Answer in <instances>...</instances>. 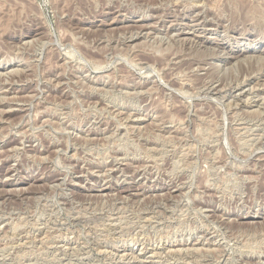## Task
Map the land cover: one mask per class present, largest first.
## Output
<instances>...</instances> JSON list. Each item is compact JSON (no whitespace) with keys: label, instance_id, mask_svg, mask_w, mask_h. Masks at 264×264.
<instances>
[{"label":"rangeland","instance_id":"374dc122","mask_svg":"<svg viewBox=\"0 0 264 264\" xmlns=\"http://www.w3.org/2000/svg\"><path fill=\"white\" fill-rule=\"evenodd\" d=\"M263 55L264 0H0V264H264Z\"/></svg>","mask_w":264,"mask_h":264},{"label":"bare ground","instance_id":"6f19581e","mask_svg":"<svg viewBox=\"0 0 264 264\" xmlns=\"http://www.w3.org/2000/svg\"><path fill=\"white\" fill-rule=\"evenodd\" d=\"M177 1V0H176ZM108 2V1H107ZM107 5V4H106ZM152 7V6H151ZM159 7V6H158ZM155 8V7H154ZM209 10V9H208ZM112 13V12H111ZM207 15V14H206ZM214 15V14H213ZM153 16V15H152ZM163 16V15H162ZM137 17V16H136ZM141 18V17H140ZM211 22V21H210ZM183 23V22H182ZM148 24V23H147ZM185 25V24H184ZM147 27V26H146ZM181 30V29H180ZM204 30V29H203ZM127 31V30H126ZM134 31V30H133ZM131 32V31H130ZM188 32V31H187ZM135 33V32H134ZM137 33H138V31H137ZM149 33V32H148ZM197 33V32H196ZM125 34V33H124ZM146 34V33H145ZM177 34H179V33H177ZM170 35V34H169ZM173 35V34H172ZM123 36V35H122ZM125 36V35H124ZM146 36V35H145ZM152 36V35H151ZM147 37V36H146ZM125 38V37H124ZM168 38H169V36H168ZM184 38H186V36L184 37ZM100 39V38H99ZM147 39V38H146ZM129 40H130V38H129ZM179 40V39H178ZM197 40V39H196ZM25 41V40H24ZM175 41V40H174ZM180 41V40H179ZM183 41V40H182ZM29 42V41H28ZM180 43V42H179ZM22 44V43H21ZM133 44V43H132ZM140 44V43H139ZM204 45V44H203ZM20 46V45H19ZM183 46V45H182ZM187 46V45H186ZM190 46V45H189ZM133 48H134V46H132ZM138 47V46H137ZM201 47V46H200ZM210 47V46H209ZM216 48V47H215ZM219 48V47H218ZM132 49V48H131ZM214 49V48H213ZM17 50V49H16ZM224 50V49H223ZM245 50V49H244ZM196 51V50H195ZM209 51V50H208ZM138 52V51H137ZM204 52H205V50H204ZM203 52V53H204ZM246 52V51H245ZM198 53V52H197ZM212 53V52H211ZM220 54V53H219ZM244 54V52H242V53H237V57H241L242 55ZM227 55V54H226ZM247 55V54H246ZM250 55V54H249ZM258 55H260V54H258ZM201 56H202V54H201ZM260 56H262V55H260ZM264 56V55H263ZM243 57V56H242ZM259 57V56H258ZM263 58V57H262ZM5 59V58H4ZM261 59V58H260ZM64 60V59H63ZM66 60V59H65ZM206 60V59H205ZM251 60V59H250ZM148 61V60H147ZM235 61V60H234ZM255 61V60H254ZM259 61V60H258ZM263 61V60H262ZM264 62V61H263ZM174 63V62H173ZM178 63V62H177ZM199 63V62H198ZM147 64V63H146ZM235 64H236V62H235ZM227 65V64H226ZM5 66V65H4ZM149 66V65H148ZM198 66V65H197ZM201 66V65H200ZM228 66V65H227ZM233 67V66H232ZM231 67V68H232ZM23 68V67H22ZM19 70V69H18ZM191 70V69H190ZM194 70V69H193ZM235 70V69H234ZM4 71V70H3ZM235 77V76H234ZM244 77V76H243ZM13 79V78H12ZM19 80V79H18ZM4 81H6V80H4ZM211 82H213V81H211ZM237 82V81H236ZM143 83V82H142ZM205 83V82H204ZM261 83V82H260ZM217 84H218V82H217ZM240 84V83H239ZM207 85V84H206ZM4 86V85H3ZM157 86V85H156ZM212 86V85H211ZM256 86V85H255ZM158 87V86H157ZM161 87V86H160ZM224 87V86H223ZM242 88V87H241ZM5 89V88H4ZM217 91V90H216ZM139 92V91H138ZM214 92V91H213ZM221 93V92H220ZM244 94V93H243ZM4 95V94H3ZM242 95V94H241ZM251 95V94H250ZM260 95V94H259ZM211 96V95H210ZM264 96V95H263ZM262 97V96H261ZM231 98V97H230ZM238 98V97H237ZM263 98V97H262ZM234 99V98H233ZM232 99V100H233ZM242 99V98H241ZM253 99V98H252ZM221 100V99H220ZM264 100V99H263ZM234 101V100H233ZM231 103V102H230ZM237 103H239V102H237ZM236 103V104H237ZM248 103V102H247ZM27 104V103H26ZM238 105V104H237ZM236 106V105H235ZM260 106V105H259ZM118 107V106H117ZM11 108V107H10ZM21 108V107H20ZM231 108V107H230ZM257 108V107H256ZM261 107H259V109H260ZM263 108H264V106H263ZM6 109V108H5ZM240 109V108H239ZM258 109V108H257ZM257 109H256V111H257ZM238 110V109H237ZM255 110V109H254ZM3 111H4V109H3ZM121 112V111H120ZM239 112V111H238ZM237 112V113H238ZM249 113V112H248ZM114 115V114H113ZM133 116V115H132ZM250 116V115H249ZM249 116H247L248 118H249ZM99 117V116H98ZM141 117V116H140ZM125 118V117H124ZM252 118V117H251ZM136 119V118H135ZM264 119V118H263ZM259 120V119H258ZM157 122V121H156ZM236 122V121H235ZM252 122V121H251ZM250 122V123H251ZM164 123V122H163ZM261 123V122H260ZM259 123V124H260ZM263 123V122H262ZM254 124V123H253ZM95 126V125H94ZM126 126V125H125ZM263 126V125H262ZM143 127V126H142ZM243 127V126H242ZM102 129V128H101ZM115 129V128H114ZM254 129V128H253ZM84 130V129H83ZM86 132V131H85ZM86 134V133H85ZM264 135V134H263ZM78 136V135H77ZM76 139H77V137H76ZM92 139V138H91ZM74 141V140H73ZM84 141V140H83ZM87 142V141H86ZM80 143V142H79ZM97 143V142H96ZM97 145V144H96ZM84 147V146H83ZM69 148V147H68ZM147 148V147H146ZM82 149V148H81ZM155 149V148H154ZM115 153V152H114ZM107 156V155H106ZM109 156V155H108ZM77 157V156H76ZM73 158V157H72ZM128 158V157H127ZM134 159V158H133ZM92 160V159H91ZM102 160V159H101ZM83 163V162H82ZM145 164V163H144ZM131 165V164H130ZM217 165V164H216ZM81 166V165H80ZM139 166V165H138ZM220 166V165H219ZM256 167V166H255ZM136 168V167H135ZM254 168V167H253ZM261 169V168H260ZM8 171V170H7ZM241 171V170H240ZM86 174V173H85ZM69 175V174H68ZM74 175V174H73ZM7 177V176H6ZM10 177V176H9ZM139 177V176H138ZM204 177V176H203ZM113 178V177H112ZM6 179V178H5ZM120 179V178H119ZM219 179V178H218ZM216 180V179H215ZM208 181V180H207ZM219 182H221V181H219ZM143 183V182H142ZM53 184V183H52ZM75 184V183H74ZM79 184V183H78ZM56 186H58V185H56ZM4 188V187H3ZM209 188V187H208ZM11 189V188H10ZM113 189V188H112ZM190 190V189H189ZM188 190V191H189ZM20 191V190H19ZM106 192V191H105ZM104 192V193H105ZM132 192V191H131ZM89 193V192H88ZM160 193V192H159ZM110 194V193H109ZM148 194V193H147ZM157 194V193H156ZM184 194V193H183ZM186 194V193H185ZM36 195V194H35ZM181 195V194H180ZM191 195V194H190ZM29 196V195H28ZM145 196H147L146 194H145ZM110 197V196H109ZM194 197H195V195H194ZM165 198H167V197H165ZM18 199V198H17ZM104 199V198H103ZM143 199V198H142ZM151 199V198H150ZM181 199V198H180ZM189 199V198H188ZM187 199V200H188ZM38 200H39V198H38ZM102 200V199H101ZM140 200V199H139ZM138 200V201H139ZM176 200V199H175ZM24 201V200H23ZM115 201V200H114ZM120 201V200H119ZM125 201V200H124ZM132 201V200H131ZM137 201V202H138ZM151 201V200H150ZM160 201V200H159ZM158 201V202H159ZM189 201V200H188ZM212 201V200H211ZM34 202V201H33ZM53 202V201H52ZM117 202V201H116ZM36 203H37V201H36ZM139 203V202H138ZM120 204V203H119ZM128 204V203H127ZM153 204V203H152ZM179 204V203H178ZM138 205V204H137ZM51 206V205H50ZM73 206H75V205H73ZM118 206V205H117ZM171 206V205H170ZM111 208V207H110ZM146 208V207H145ZM67 209V208H66ZM72 209V208H71ZM97 209H98V207H97ZM101 209V208H100ZM106 209V208H105ZM118 209V208H117ZM125 209V208H124ZM164 209V208H163ZM189 209V208H188ZM84 210V209H83ZM111 210V209H110ZM155 210V209H154ZM153 210V211H154ZM157 210V209H156ZM179 210V209H178ZM10 211V210H9ZM55 211V210H54ZM67 211V210H66ZM74 211H76V210H74ZM125 211V210H124ZM231 211V210H230ZM14 212V211H13ZM21 212V211H20ZM136 212V211H135ZM183 212V211H182ZM194 212V211H193ZM196 212V211H195ZM194 212V213H195ZM49 213V212H48ZM67 213V212H66ZM112 213V212H111ZM122 213V212H121ZM157 213V212H156ZM155 213V214H156ZM159 213V212H158ZM180 213V212H179ZM203 213V212H202ZM127 214V213H126ZM128 214H129V212H128ZM131 214V213H130ZM136 214V213H135ZM184 214H185V212H184ZM10 215V214H9ZM30 215V214H29ZM78 215V214H77ZM80 215V214H79ZM84 215V214H83ZM87 215V214H86ZM103 215V214H102ZM122 215V214H121ZM133 215V214H132ZM24 216V215H23ZM26 216V215H25ZM71 216H73V215H71ZM119 216V215H118ZM127 216V215H126ZM140 216H142V215H140ZM168 216V215H167ZM187 216V215H186ZM264 216V215H263ZM6 217V216H5ZM13 217V216H12ZM79 217V216H78ZM99 217V216H98ZM154 217V216H153ZM156 217V216H155ZM24 218H26V217H24ZM73 218V217H72ZM89 218V217H88ZM108 218H109V216H108ZM144 218V217H143ZM197 218V217H196ZM8 219V218H7ZM20 219V218H19ZM22 219H23V217H22ZM57 219V218H56ZM100 219V218H99ZM111 219V218H110ZM169 219H171V218H169ZM180 219V218H179ZM3 220V219H2ZM26 220V219H25ZM49 220V219H48ZM51 220V219H50ZM88 220V219H87ZM93 220V219H92ZM97 220V219H96ZM142 220V219H141ZM172 220V219H171ZM196 220V219H195ZM71 221V220H70ZM99 221V220H98ZM155 221V220H154ZM160 221V220H159ZM217 221V220H216ZM244 221V220H243ZM17 222V221H16ZM29 222V221H28ZM36 222V221H35ZM62 222V221H61ZM72 222V221H71ZM93 222V221H92ZM142 222V221H141ZM15 223V222H14ZM20 223V222H19ZM46 223V222H45ZM53 223V222H52ZM75 223V222H74ZM83 223V222H82ZM113 223V222H112ZM134 223V222H133ZM165 223V222H164ZM163 223V224H164ZM36 224V223H35ZM123 224V223H122ZM142 224V223H141ZM153 224V223H152ZM183 224V223H182ZM17 225V224H16ZM25 225V224H24ZM24 225H22V226H24ZM27 225V224H26ZM64 225V224H63ZM66 225V224H65ZM119 225V224H118ZM13 226V225H12ZM11 226V227H12ZM15 226V225H14ZM21 226V225H20ZM20 226H18V228L20 227ZM31 226V225H30ZM33 226V225H32ZM36 226V225H35ZM133 226V225H132ZM204 226V225H203ZM212 226V225H211ZM255 226V225H254ZM16 228H17V226H15ZM14 227V228H15ZM34 227V226H33ZM38 227V226H37ZM138 227V226H137ZM21 228V227H20ZM107 228V227H106ZM128 228V227H127ZM130 228V227H129ZM150 228V227H149ZM248 228V227H247ZM255 228V227H254ZM45 229V228H44ZM103 229V228H102ZM159 229V228H158ZM164 229V228H163ZM207 229V228H206ZM7 230H9V229H7ZM15 230V229H14ZM37 230V229H36ZM73 230V229H72ZM97 230V229H96ZM145 230V229H144ZM156 230V229H155ZM226 230V229H225ZM12 231V230H11ZM31 231V230H30ZM46 231V230H45ZM59 231V230H58ZM101 231V230H100ZM111 231V230H110ZM116 231V230H115ZM122 231V230H121ZM220 231V230H219ZM235 231V230H234ZM124 232V231H123ZM211 232V231H210ZM244 232V231H243ZM249 232V231H248ZM58 233V232H57ZM62 233V232H61ZM79 233V232H78ZM100 233V232H99ZM120 233V232H119ZM122 233V232H121ZM120 233V234H121ZM220 233V232H219ZM232 233V232H231ZM13 234V233H12ZM51 234V233H50ZM131 234V233H130ZM143 234H144V232H143ZM240 234V233H239ZM260 234V233H259ZM66 235V234H65ZM85 235V234H84ZM99 235V234H98ZM11 236V235H10ZM71 236V235H70ZM119 236V235H118ZM129 236V235H128ZM160 236V235H159ZM188 236H190V235H188ZM196 236V235H195ZM256 236V235H255ZM258 236V235H257ZM121 237V236H120ZM149 237V236H148ZM235 237H236V235H235ZM251 237V236H250ZM260 237V236H259ZM3 238V237H2ZM19 238V237H18ZM59 238V237H58ZM256 238V237H255ZM262 238V237H261ZM1 239V238H0ZM4 239H5V237H4ZM20 239V238H19ZM36 239V238H35ZM71 239V238H70ZM69 239V240H70ZM159 239V238H158ZM14 240V239H13ZM29 240V239H28ZM32 240V239H31ZM40 240V239H39ZM44 240V239H43ZM116 240V239H115ZM251 240V239H250ZM261 240V239H260ZM36 241V240H35ZM42 241V240H41ZM76 241V240H75ZM98 241V240H97ZM103 241V240H102ZM206 241V240H205ZM215 241V240H214ZM223 241H224V239H223ZM227 241V240H226ZM236 241V240H235ZM43 242V241H42ZM104 242V241H103ZM238 242V241H237ZM30 243V242H29ZM95 243V242H94ZM98 243V242H97ZM105 243V242H104ZM148 243V242H147ZM19 244V243H18ZM24 244V243H23ZM27 244V243H26ZM59 244V243H58ZM76 244V243H75ZM193 244V243H192ZM215 244V243H214ZM253 244V243H252ZM259 244V243H258ZM6 245V244H5ZM13 246H14V244H12ZM16 245V244H15ZM29 245V244H28ZM40 245V244H39ZM46 245V244H45ZM85 245V244H84ZM102 245V244H101ZM228 245V244H227ZM237 245H239V244H237ZM236 245V246H237ZM251 245V244H250ZM38 246V245H37ZM98 246V245H97ZM193 246V245H192ZM18 247H20V246H18ZM17 247V248H18ZM42 247V246H41ZM67 247V246H66ZM194 247V246H193ZM199 247V246H198ZM247 247V246H246ZM2 248V247H1ZM33 248V247H32ZM71 248V247H70ZM104 248V247H103ZM115 248V247H114ZM175 248V247H174ZM181 248V247H180ZM192 248V247H191ZM204 248V247H203ZM213 248H215V247H213ZM244 248V247H243ZM254 248V247H253ZM258 248V247H257ZM11 249V248H10ZM24 249V248H23ZM99 249V248H98ZM102 249V248H101ZM170 249V248H169ZM190 249V248H189ZM194 249V248H193ZM207 249V248H206ZM209 249V248H208ZM211 249V248H210ZM261 249V248H260ZM35 250V249H34ZM65 250V249H64ZM100 250V249H99ZM124 250V249H123ZM161 250V249H160ZM168 250V249H167ZM174 250H176V249H174ZM212 250V249H211ZM210 250V251H211ZM251 250V249H250ZM253 250V249H252ZM255 250V249H254ZM2 251V250H1ZM185 251V250H184ZM199 251V250H198ZM22 252V251H21ZM41 252V251H40ZM78 252V251H77ZM82 252H84V251H82ZM99 252V251H98ZM132 252V251H131ZM158 252V251H157ZM172 252V251H171ZM183 252V251H182ZM189 252V251H188ZM53 253H55V252H53ZM73 253H74V251H73ZM115 253V252H114ZM125 253V252H124ZM154 253V252H153ZM165 253V252H164ZM174 253H176L175 251H174ZM178 253V252H177ZM186 253V252H185ZM203 253V252H202ZM235 253V252H234ZM2 254V253H1ZM9 254V253H8ZM110 254V253H109ZM116 254V253H115ZM119 254V253H118ZM148 254V253H147ZM193 254V253H192ZM191 254V255H192ZM261 254V253H260ZM15 255V254H14ZM34 255V254H33ZM122 255H124V254H122ZM158 255V254H157ZM177 255V254H176ZM182 255V254H181ZM213 255V254H212ZM247 255V254H246ZM21 256V255H20ZM32 256V255H31ZM83 256V255H82ZM121 256V255H120ZM130 256V255H129ZM175 256V255H174ZM214 256V255H213ZM228 256H230L229 254H228ZM249 256V255H248ZM261 256V255H260ZM3 257V256H2ZM25 257V256H24ZM35 257V256H34ZM98 257V256H97ZM137 257V256H136ZM203 257V256H202ZM218 257V256H217ZM227 257V256H226ZM250 257V256H249ZM57 258V257H56ZM96 258V257H95ZM106 258V257H105ZM119 259H120V257H118ZM174 258H176V257H174ZM127 259V258H126ZM133 259V258H132ZM143 259V258H142ZM197 259V258H196ZM203 259V258H202ZM205 259V258H204ZM214 259V258H213ZM218 259V258H217ZM234 259V258H233ZM23 260V259H22ZM38 260V259H37ZM118 260V259H117ZM135 260H139V259H135ZM199 260V259H198ZM111 261V260H110ZM188 261V260H187ZM201 261V260H200ZM226 261V260H225ZM232 261V260H231ZM4 262V261H3ZM153 262V261H152ZM165 262H167V261H165ZM194 262V261H193ZM206 262V261H205ZM208 262V261H207ZM97 263V262H96ZM163 263V262H162ZM168 263V262H167ZM223 263H224V261H223ZM231 263V262H230ZM194 264V263H193ZM215 264V263H214Z\"/></svg>","mask_w":264,"mask_h":264}]
</instances>
